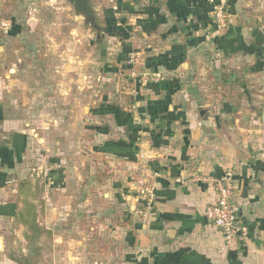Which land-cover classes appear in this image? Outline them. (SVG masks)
Listing matches in <instances>:
<instances>
[{
	"label": "crops",
	"instance_id": "0c3cea01",
	"mask_svg": "<svg viewBox=\"0 0 264 264\" xmlns=\"http://www.w3.org/2000/svg\"><path fill=\"white\" fill-rule=\"evenodd\" d=\"M225 2L219 30L209 0L103 7L118 49L112 70L132 83L127 105L102 93L87 107L64 91V114L42 133L0 104V225L10 223L16 241L30 236L29 248H9L0 228V264H264V0ZM222 81L237 83L239 103L222 97ZM227 170L246 228L230 243L204 216ZM24 203L31 232L15 222Z\"/></svg>",
	"mask_w": 264,
	"mask_h": 264
},
{
	"label": "rangeland",
	"instance_id": "374dc122",
	"mask_svg": "<svg viewBox=\"0 0 264 264\" xmlns=\"http://www.w3.org/2000/svg\"><path fill=\"white\" fill-rule=\"evenodd\" d=\"M93 2L102 28L99 37L82 16L75 14L68 0H0V104L5 116L46 133L55 116L64 114L57 103L64 91L81 95L87 107L96 104L102 93L111 102L127 105L132 83L125 70H112L117 67L118 49L112 48L111 37L103 30V7H117L114 0ZM17 29L20 32L14 35ZM53 96L57 97L54 106L49 99ZM90 119L88 113L85 120ZM4 133L0 130V138ZM91 134L87 129L85 135ZM32 167L29 157L25 172H32ZM13 204L7 202V206ZM10 226L5 221L0 225L7 247L29 248L30 241L12 239L17 231ZM94 234L91 229L88 236Z\"/></svg>",
	"mask_w": 264,
	"mask_h": 264
},
{
	"label": "built area",
	"instance_id": "2783aa9c",
	"mask_svg": "<svg viewBox=\"0 0 264 264\" xmlns=\"http://www.w3.org/2000/svg\"><path fill=\"white\" fill-rule=\"evenodd\" d=\"M209 2L212 5L213 17L217 29L225 28L227 26L225 0H209ZM149 77L159 78L160 74H144L143 82L146 83ZM232 175L231 170H227L220 178L214 179L217 196L215 201L209 203L204 210L206 220L220 230L226 243L234 240H244L246 238V228L240 226L237 216V206L232 201L234 196ZM152 198V189H144L142 199L147 201ZM140 214L146 216L147 208L145 210L143 208Z\"/></svg>",
	"mask_w": 264,
	"mask_h": 264
},
{
	"label": "trees",
	"instance_id": "16d2710c",
	"mask_svg": "<svg viewBox=\"0 0 264 264\" xmlns=\"http://www.w3.org/2000/svg\"><path fill=\"white\" fill-rule=\"evenodd\" d=\"M16 33H14V34H16ZM222 82L225 84V86L223 87V92L221 93L222 97H226L227 99H230V100H235L236 103H239L240 98L237 94L238 92H236L237 83L236 82L227 83L226 81H222ZM235 95H237V96H235ZM23 206L24 207L16 213L15 222L16 223H18V222L22 223L24 226L27 227V230L29 232H31V230H33V227H34L35 214L32 213V211L30 209V205L28 203H24ZM27 236H28L27 240L30 241V236L29 235H27ZM12 258L15 259L17 262L22 261V264H31V262L34 261L31 258L26 259L24 257L23 258L12 257Z\"/></svg>",
	"mask_w": 264,
	"mask_h": 264
},
{
	"label": "water",
	"instance_id": "95a60500",
	"mask_svg": "<svg viewBox=\"0 0 264 264\" xmlns=\"http://www.w3.org/2000/svg\"><path fill=\"white\" fill-rule=\"evenodd\" d=\"M76 15L82 16L86 23H88L96 32L99 33L102 28L98 25L95 15V3L93 0H68ZM262 120L264 121V110L262 112ZM240 210H237V213ZM170 233V232H169Z\"/></svg>",
	"mask_w": 264,
	"mask_h": 264
}]
</instances>
